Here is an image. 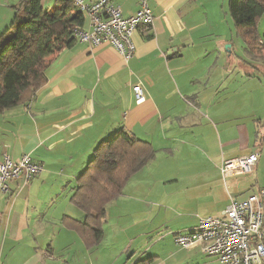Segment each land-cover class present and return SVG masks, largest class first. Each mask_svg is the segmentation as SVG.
<instances>
[{
    "label": "crops",
    "instance_id": "crops-1",
    "mask_svg": "<svg viewBox=\"0 0 264 264\" xmlns=\"http://www.w3.org/2000/svg\"><path fill=\"white\" fill-rule=\"evenodd\" d=\"M19 1L5 4L0 33ZM113 1L127 17L142 0ZM213 1L148 0L153 28L134 32L129 60L110 44L78 40L51 57L42 87L0 111V157L30 154L44 165L30 183L14 179L0 193V264H221L201 244L178 245L176 235L264 187V77L255 65L264 66V53L247 48L242 62L234 45H198L214 34ZM122 126L156 154L109 202L103 238L89 245L65 219L84 222L72 201L78 177ZM258 152L254 173L223 176L224 160Z\"/></svg>",
    "mask_w": 264,
    "mask_h": 264
},
{
    "label": "trees",
    "instance_id": "trees-1",
    "mask_svg": "<svg viewBox=\"0 0 264 264\" xmlns=\"http://www.w3.org/2000/svg\"><path fill=\"white\" fill-rule=\"evenodd\" d=\"M42 1L20 0L14 6L13 22L0 33V111L23 102L42 87L51 57L70 48L78 41V31L84 29L86 13L75 1L55 0L53 7ZM227 7L248 50L264 53L260 43L263 34L258 27L264 17V0H229ZM155 154L149 141L131 136L123 126L102 140L79 175L72 196V201L85 212V220L73 225L65 219V223L74 227L89 245L100 242L107 205L119 197L127 181Z\"/></svg>",
    "mask_w": 264,
    "mask_h": 264
},
{
    "label": "built area",
    "instance_id": "built-area-1",
    "mask_svg": "<svg viewBox=\"0 0 264 264\" xmlns=\"http://www.w3.org/2000/svg\"><path fill=\"white\" fill-rule=\"evenodd\" d=\"M88 14L91 29L78 31V40L92 45L110 44L125 60L136 52L134 32L141 24H154V14L148 0H142L135 15L125 17L120 4L113 0H97L87 3L73 0ZM264 45V40H260ZM138 102H143L144 91L139 83L134 85ZM260 154L251 153L224 160L220 170L223 176L253 172L259 162ZM42 162L30 154L19 159H11L5 154L0 157V193L10 190L9 182L22 180L30 183L44 170ZM219 216L200 217L198 225L176 235V242L182 247L201 244L209 255L216 256L221 264H264V187L252 193L247 199L234 198Z\"/></svg>",
    "mask_w": 264,
    "mask_h": 264
},
{
    "label": "rangeland",
    "instance_id": "rangeland-1",
    "mask_svg": "<svg viewBox=\"0 0 264 264\" xmlns=\"http://www.w3.org/2000/svg\"><path fill=\"white\" fill-rule=\"evenodd\" d=\"M7 1H11V0H0V20L2 17L1 15L5 14V12L8 10L7 7L5 6V4L8 3ZM17 4H18V2H17ZM53 6H54V4L51 3V5L49 7H53ZM227 6H228V0H214L211 5H208L209 11L212 12V16L216 17L215 19H213L214 20V31H213L214 34L212 36L203 37L201 39V41H203V42L198 43V45H200V46H203V45H206V46L221 45V46H223V50H224V48H225V50H228L227 47H229V45L231 44V45H234V48L231 52L232 57L238 58L242 62L249 61L250 58H249V56H247V44H245L243 34L241 31L238 30V28L234 22V19H232V16L229 13ZM10 8L13 10V13L15 15V13H16L15 8L14 7H10ZM204 12H205V8L202 7L201 13H200L201 17L204 14ZM13 20H14V16H13L10 23H12ZM216 23L218 24L217 26L215 25ZM258 27H259V30L263 34V38L260 40H264V17H263V20L260 22ZM5 30H2V32H4ZM225 40H228L229 44L225 43L224 42ZM197 41H200V39H198ZM261 59H264V57H261ZM257 60L258 59H256L255 61H257ZM258 63L259 64H255V65H257V68H259L260 70H263L262 76L264 77V66L260 62H258ZM250 68H252V66H250ZM242 75H244V74H242ZM262 126H264V123ZM263 168H264V166H263ZM246 173L252 174L254 172H246ZM263 173H264V169H263ZM263 179H264V175H263Z\"/></svg>",
    "mask_w": 264,
    "mask_h": 264
}]
</instances>
